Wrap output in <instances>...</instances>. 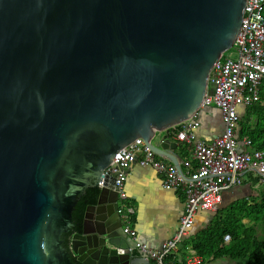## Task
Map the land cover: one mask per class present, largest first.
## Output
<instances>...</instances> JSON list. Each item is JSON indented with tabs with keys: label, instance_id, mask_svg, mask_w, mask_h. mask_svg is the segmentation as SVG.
Segmentation results:
<instances>
[{
	"label": "water",
	"instance_id": "95a60500",
	"mask_svg": "<svg viewBox=\"0 0 264 264\" xmlns=\"http://www.w3.org/2000/svg\"><path fill=\"white\" fill-rule=\"evenodd\" d=\"M245 3L0 0V264H73L61 235L102 178L69 249L81 264H152L104 169L140 137L181 172L168 132L211 93Z\"/></svg>",
	"mask_w": 264,
	"mask_h": 264
},
{
	"label": "built area",
	"instance_id": "2783aa9c",
	"mask_svg": "<svg viewBox=\"0 0 264 264\" xmlns=\"http://www.w3.org/2000/svg\"><path fill=\"white\" fill-rule=\"evenodd\" d=\"M233 46L236 57L225 55L230 48L213 64L208 75L211 93L206 94L202 102V106L210 104L220 109L222 132L212 140H194L193 130L199 127L198 112L170 128L179 141L193 144L194 161L186 159L179 163L184 171L180 172L174 164L156 159L140 137L119 149L104 169L103 177L114 176L117 211L123 233L135 240L133 248L144 251L152 264L201 263L202 256L191 248L183 258H169L190 234L197 213L216 212L221 205L223 192L241 185L247 173L257 178L259 185L264 183L263 152L257 148L251 152L240 151L237 137L239 107L247 108L258 102L260 87L264 82V0H246L240 30ZM243 142L251 144L248 138ZM138 154H143L141 165L151 166L163 176L161 185L164 189L181 190L184 194V211L177 230L159 249L136 240V231L131 225L135 208L124 190L125 170ZM97 185L103 187L104 178ZM223 240L228 242L230 235L225 234Z\"/></svg>",
	"mask_w": 264,
	"mask_h": 264
},
{
	"label": "crops",
	"instance_id": "0c3cea01",
	"mask_svg": "<svg viewBox=\"0 0 264 264\" xmlns=\"http://www.w3.org/2000/svg\"><path fill=\"white\" fill-rule=\"evenodd\" d=\"M247 108L244 106L239 107V120L246 113ZM197 112L199 127L204 128L206 134L203 133L197 136L195 134L196 129H194V140H212L222 132L223 122L220 109L217 106L210 104L203 105ZM250 120L253 121L254 118L250 117ZM213 128H216L217 131L214 132ZM239 129L240 125L237 130L238 149L240 151L251 152L254 148L251 144H244L243 140L248 137H240ZM168 133L172 141V152L180 158V162L186 159L192 160L193 144L179 141L171 131ZM162 134H165V132H162ZM154 155L156 159L164 163L173 164L166 157ZM142 157L143 154H139L138 159L129 165L128 172H126L124 190L129 198V202L135 208V216L131 224L132 228L136 231L135 239L146 243L154 249H159L177 230L179 218L184 211V194L181 190L164 189L161 185L163 176L151 166L141 165L140 159ZM180 167L182 171L185 170L182 166ZM255 179L256 181L253 182ZM257 182V178L253 177L250 173L245 174L241 185L223 192L222 202L218 209L233 204L239 199L244 198L247 200L249 197L257 196L256 189L264 184L259 185ZM215 213L199 211L188 236L203 230ZM242 222L246 227H250L255 223L247 218H243ZM194 226L195 230L193 229ZM179 257L181 258L182 256L177 254V258ZM199 264H242V262L223 255L214 259H202V262Z\"/></svg>",
	"mask_w": 264,
	"mask_h": 264
},
{
	"label": "trees",
	"instance_id": "16d2710c",
	"mask_svg": "<svg viewBox=\"0 0 264 264\" xmlns=\"http://www.w3.org/2000/svg\"><path fill=\"white\" fill-rule=\"evenodd\" d=\"M250 117L254 120L251 121ZM239 125V136L250 138L251 146L261 150L264 155V82L260 87L259 101L247 108L239 120ZM255 181L256 179L253 180ZM98 193L97 185L87 188L75 205L72 221L77 230L80 228L86 206L96 201ZM256 195L247 200L239 199L218 209L208 225L185 238L179 244L177 252L169 258L176 259L177 254L184 257L191 248L203 258L214 259L226 255L241 261L242 264H264V188ZM243 218L255 223L246 227L242 222ZM225 234L230 235L228 242L223 240ZM70 258L73 264H81L74 257Z\"/></svg>",
	"mask_w": 264,
	"mask_h": 264
},
{
	"label": "rangeland",
	"instance_id": "374dc122",
	"mask_svg": "<svg viewBox=\"0 0 264 264\" xmlns=\"http://www.w3.org/2000/svg\"><path fill=\"white\" fill-rule=\"evenodd\" d=\"M230 53V54H229ZM225 55H230L231 57H236V55H237V53H236V48H235V46H233L232 48H231V50L229 51V52H227ZM213 131L215 132V131H217V129L216 128H213ZM203 133H205L206 134V131L204 130V128H202V127H199V128H196V130H195V134L197 135V136H200V135H202ZM262 188H264V184L262 185V186H259V188L258 189H256V192L258 193V191L260 190V189H262ZM194 230H195V226H194V228H193ZM189 237V236H188ZM187 237V238H188ZM203 259H207L208 260V258H203Z\"/></svg>",
	"mask_w": 264,
	"mask_h": 264
},
{
	"label": "flooded vegetation",
	"instance_id": "af4514ba",
	"mask_svg": "<svg viewBox=\"0 0 264 264\" xmlns=\"http://www.w3.org/2000/svg\"><path fill=\"white\" fill-rule=\"evenodd\" d=\"M117 204H118V203H117ZM75 230H77V229L75 228V225H74V226L71 228V230H70L69 232H67V233H65V234H62V235H61V238H62V240H63L62 245H63L64 247H66L69 256H70V257H74V258L76 259L75 255H74V254L71 252V250L69 249V237H70L71 234H73V232H74ZM76 261H77V260H76ZM77 262H78V261H77Z\"/></svg>",
	"mask_w": 264,
	"mask_h": 264
}]
</instances>
